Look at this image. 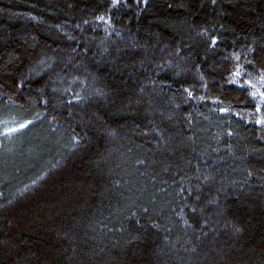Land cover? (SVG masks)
I'll return each instance as SVG.
<instances>
[{
    "label": "trees",
    "instance_id": "trees-1",
    "mask_svg": "<svg viewBox=\"0 0 264 264\" xmlns=\"http://www.w3.org/2000/svg\"><path fill=\"white\" fill-rule=\"evenodd\" d=\"M0 264H264V0H0Z\"/></svg>",
    "mask_w": 264,
    "mask_h": 264
}]
</instances>
